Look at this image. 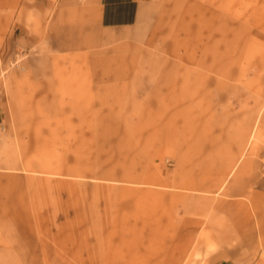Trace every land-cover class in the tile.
<instances>
[{
    "label": "rangeland",
    "instance_id": "rangeland-1",
    "mask_svg": "<svg viewBox=\"0 0 264 264\" xmlns=\"http://www.w3.org/2000/svg\"><path fill=\"white\" fill-rule=\"evenodd\" d=\"M60 2L0 0V264L237 257L205 203L264 179V0Z\"/></svg>",
    "mask_w": 264,
    "mask_h": 264
},
{
    "label": "crops",
    "instance_id": "crops-1",
    "mask_svg": "<svg viewBox=\"0 0 264 264\" xmlns=\"http://www.w3.org/2000/svg\"><path fill=\"white\" fill-rule=\"evenodd\" d=\"M149 1L61 0L60 5L83 14L84 19L85 15L95 16L101 28L111 29L136 24L140 5ZM246 158L247 165L236 167L232 180L223 185L226 198L205 203L209 214L214 215V237L222 246L230 247V254H237L220 264H264V179L256 176L249 151ZM189 184V190L197 185Z\"/></svg>",
    "mask_w": 264,
    "mask_h": 264
}]
</instances>
